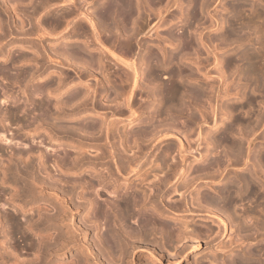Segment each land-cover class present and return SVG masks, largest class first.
Wrapping results in <instances>:
<instances>
[{
  "label": "bare ground",
  "instance_id": "bare-ground-1",
  "mask_svg": "<svg viewBox=\"0 0 264 264\" xmlns=\"http://www.w3.org/2000/svg\"><path fill=\"white\" fill-rule=\"evenodd\" d=\"M86 1L35 0V3L32 1L34 4L30 5V10L28 9V11H25L21 9L23 11L21 12L26 15L24 17H27L26 21L29 25H27L28 27H23L21 23L20 26L17 25L19 27L12 28V26L14 27L15 25L11 26L10 23H7L6 25L1 22L3 18L0 19V22L4 24V26H6L5 29L4 27H0V40L3 39V41H5L10 36V38L6 40L4 45L6 43H13L15 42V40L19 41L23 45H25V42L30 43L28 44V46L30 45V48L35 52V56L33 55L34 58H31L35 60L34 63L36 64V71L39 72L38 74L43 75L44 72H46V75H50L51 73L56 74L57 82H54L55 86L52 88L48 86L51 89L49 88V90H45L44 93L47 91L48 93L46 94L51 95L56 91L59 92L64 89V91L61 93L62 96H59L57 94V99L53 96L55 98V101L53 102L47 96H44L45 100L42 97H38L43 95H40V93L43 90L42 88H44L47 84L42 83L40 85L38 84V86L32 87L34 95L38 97V99L32 98L33 100L27 98V103L31 105L30 111L28 112H31L32 110V112L35 113V116L32 115L33 113H30V115L34 117L32 124H30L31 120H29V124H22L24 118H21L20 113L26 112L24 111L26 106L23 108V110L17 108L18 111L12 112L14 110L12 109V107H17V104L14 103L15 101L13 102L14 106L9 105L10 107H6V110H8V113L6 112V114H13L17 118L15 119L17 122H14L13 120L11 121L17 124L19 123L18 125L20 127L15 125L16 129H13L12 127V129H10L8 125L4 123L5 119H0V264H67L68 262L64 263L63 260L57 257V255L63 254L66 249H72V251L75 250L74 252H72V254L70 253V264H141V262H143V264H148V259L159 263L162 262L161 258H165L166 264H170V262H172L171 264H184L186 259L189 257V252L192 250V248L200 246V241L202 239L200 236L202 233H204V229L201 231L195 226V223L197 222L199 217H203L204 220L207 219L212 223L210 224L208 222L210 225H207L205 227L206 233H204L205 236L203 237L206 238V241H204L205 238L202 240L205 242V248H208L213 255V258L209 259L208 264H264V258L261 259V257L260 259H258L259 257H256L258 256V252H254V249L252 248V250L246 248L248 251H239L235 254H230L226 260L220 259L221 261H217V259L215 258L216 252L223 251V249L227 246H225V244L222 245L221 241L222 238L226 236L228 227L230 229V225L228 224V222H231L235 217L233 216L231 218V216H228L231 213V207L236 205L237 200L240 201L242 198H245V196L242 197L243 194H245L244 192L248 190L254 191L255 188L259 186L255 183V178L258 177L259 174H257L256 176L257 170H255V168L252 171L250 169H248L250 171H248L247 169L245 171H239V169V172H232L233 169H231L232 171L230 172H232V174H227L229 176L227 178L225 177L226 179H224L222 183L219 180L216 181L218 182L217 185L212 184L213 180L204 181V183L201 182L202 184L198 182L199 180L204 179L203 175L206 174L204 171L208 170L209 168L211 169L213 165H218L219 162L222 161H219L221 159L219 158L218 160L217 157H215L217 159L212 158V160L211 158L207 157L204 159L206 160V162L201 163V165L199 166L196 165V167H192L193 164L187 162V158L191 157L192 160H198L199 158L206 157L208 155V151H200L201 149H199L198 145L201 141H195L192 145L193 141L190 143V139L186 141V136L188 135L184 136L182 134L183 138L186 137L185 140H183L182 137H179L175 134L176 132H173L172 128L174 127L177 118H179L184 111V113H186V111L189 112L187 113L191 122L186 121L187 124L188 122L190 124L194 123L195 121H192L193 117H195L196 115L194 116V114L192 113V108H194L195 104L199 105L200 102L197 103V100H200L202 102V100H205L207 95H204V88L202 92V89L197 88L198 86H195V84H191V82H189V79L188 82L182 83V78L184 77L181 76V78L180 75L183 72L182 70L187 68L180 70V67L177 68L178 66L176 65L178 64L180 66V62L183 61L182 57H185V55L183 54L184 56L182 55L181 57V54L183 52L180 54L179 50L175 47L173 48V51H169L170 53L168 51L166 52V50L162 47L163 45L158 47L157 51H152L146 48L147 50H144L143 54L134 56L136 54L135 50L139 49L137 47H141V45L144 43L143 42L140 45V39H142V36L140 39H136L137 35L141 34L140 30L143 27L142 25L145 23L144 18L141 16L142 11L140 13V10H142L140 9L141 4L144 2L148 4L151 0H97V6H93L95 7L94 10H92L93 7L92 9L90 8L91 11H88L89 9L87 10L85 8L86 6H84V3ZM49 2L52 5H48ZM188 3L189 11L187 12L189 19L193 18L194 20L197 19L196 16L200 11H202L204 5L207 6L206 0H188ZM229 4L231 6L230 8H232L233 11L238 12V10H241L246 5V2L236 0V2L234 1L232 5L231 2ZM53 5L56 6L52 8ZM251 10V17L250 15H247L246 18L248 19L247 24L248 22H250V20H252L256 24H258L257 27H259L258 29H260L264 24V17L260 13H257L256 8H253ZM6 13L8 17H11L12 13L9 14V9L8 12L6 11ZM15 13H18V15L20 16L24 15L19 14V12ZM234 13V15L237 14L236 12ZM262 14H264V12ZM2 15L0 14V16ZM12 18L13 17H11V19ZM142 21L144 23L141 25ZM85 22L90 29V31L88 32L89 35H87L88 33L86 34L90 37H88L90 41L87 42H90V45H93V47H89L90 45L87 44V42L85 44L83 43L84 46L72 45V42L71 46L68 43L69 45L65 47H63L65 43H62V48H60L61 46L58 48L59 45L57 46L58 50L53 49L54 45L51 49H47L45 47V42L43 40L67 39V37L70 36L73 30L75 31V29L77 30V28H80V30H84V27L86 26H84ZM11 23H14L13 20L11 21ZM219 23L221 24V22ZM223 23L226 22L223 20ZM252 23L253 22H251V24ZM2 24L1 26H3ZM119 24L122 25L121 28H123V25H126V28L124 27L125 31L127 29V25H130L129 36H125L127 35L125 31H123L125 33V37L122 35L123 32L120 34L122 35L120 36V38L118 33H116L118 34V36H111V33L109 31H112V33L114 34V31L116 32V30L119 29ZM24 25L26 24L24 23ZM11 28L15 31V34H13L12 30L11 33L13 35L9 30ZM250 28L252 29V26ZM107 31L110 35L106 34ZM171 31L173 30H170V32L168 33H171ZM182 33H184L183 35H185V32H180V34ZM76 34L78 35V33ZM173 34H175L173 37L174 39H170V35L166 34L168 36L167 38L170 41L172 39L175 41V39L178 38H175V36H177L176 33ZM183 37L184 38L180 37L176 39L177 47L179 45H182V49L184 47L190 48V46L195 43L189 36V38L187 39H191L192 43H189L190 40H186L185 36ZM88 38L87 40H89ZM84 40H86L85 37ZM133 40L134 42H131ZM3 41L1 40V42ZM189 44L191 45L188 47ZM134 46L136 47V49L134 48ZM193 46L194 45H192L191 48H193ZM179 48H181V46H179ZM92 50H95L96 52L94 53V51L92 52ZM187 50L188 49H186V51ZM140 52L141 51L139 50V53ZM237 54H240V52ZM249 54L250 53H247V51H244L240 55L243 58L245 56V58H247V55ZM19 55L20 54H18V56ZM251 55L252 54H250V56ZM69 56L72 57L70 59L73 60V68H75V65L79 63V58H83L85 64L87 62L86 67L90 70L95 68L92 66V62L96 61L98 64H100L99 66L103 67V69H101V67H97V72L95 70L94 71L98 74L102 73V76L105 79L108 78V74L105 75V70H107L106 65H108L109 67L110 64V69H108L111 70L112 68H114L112 71V76L118 79V88L114 89V85V87L112 86V89L108 88V91L111 90L114 92L113 97L109 100L105 99L106 97H103L105 100H102L103 98L101 96L103 94L105 96V93L107 92L108 85L106 84L108 83V81L104 79H102L101 81V78L97 77H101L100 74L95 75L94 71L92 72L88 69V74L85 73L89 75L88 77L91 76L97 81L94 84H98L101 82L102 92L100 94V91L98 90L101 89H98L94 84H92L94 80L92 82L83 77L87 81H89L87 82L82 78L79 72H82L81 69L86 70V68H84L85 66L82 59H80V61H82L83 63H80H82V66L84 67L80 68V71L78 72L79 74L76 75L77 73H75V70L73 71L76 75L75 78H77V82L83 83L82 81L84 80V83L81 86H78V83L76 81H73L74 77H71V75H69L68 69H66V67L69 65H66L65 67L63 65L64 63H62V61H64L66 64L69 60L67 59V57ZM250 56L249 59H251ZM63 57L67 59V61ZM73 57L76 59L78 58V63H74ZM60 59L63 60L61 61ZM179 59L181 60L180 62ZM228 59L232 61V59ZM137 61L140 62L141 65L142 63L145 64V67L143 69H138ZM176 61L179 63L176 64ZM89 62H91V64ZM73 63L75 65H73ZM227 64L230 63L227 62ZM89 65H91L90 68ZM93 65L97 66V64L95 63ZM256 66L259 67L258 65ZM32 68L33 67H31V69ZM165 69H167V77L164 76V80L168 78L169 82L164 83L168 81L166 79V81L163 80V84L158 81L161 80L162 77L158 80L156 78H159L160 75L162 76V74H160V70L166 71ZM98 70L101 72H98ZM255 70L258 71L259 69ZM23 71H25V69ZM29 71L31 73L30 69ZM32 71H34V69ZM223 71L224 70H222V72ZM108 72L109 74L111 73V71ZM189 72L190 74L187 75L186 73ZM191 73V71L187 70V72H185V75L188 76L187 78H190L192 81V76L190 77ZM219 73L221 74V76L219 75ZM219 73V77H222V73ZM194 74L192 73V75ZM27 76L25 78H29ZM141 77L147 78V80H149L144 81L145 83L148 82L146 87L149 86L148 84L150 83L155 84L150 85L154 87L152 91L150 90L151 93L149 92L150 88H147L146 91V87L144 88L142 85H140V83H142V81L140 80ZM181 79L182 82H179L181 81ZM153 80L158 82L152 83ZM24 81L26 80L24 79ZM159 82L160 84L156 86V84ZM110 83L112 82L110 81ZM20 84L19 87L21 88L22 84ZM50 84L51 83H49V85ZM70 84H73L75 86ZM69 86L72 87L69 88ZM212 86L213 85H211V88ZM23 90L21 92L26 91ZM30 90L28 89L27 91L29 92ZM6 93H9V91L5 92V94ZM111 93L112 92H110V94ZM149 93L151 96H149ZM31 94L33 93L31 92ZM107 94L109 93L107 92ZM143 94H145V98L147 94V96L150 97L149 104L146 108L145 105L142 106V102L144 101V99L142 98ZM1 95L2 94L0 93V96ZM25 95L28 96V94L26 93ZM34 95H30L28 97H34ZM203 96H205V98ZM202 97L203 99L201 100L200 98ZM47 98L48 100H46ZM228 105L226 104L225 107H227ZM231 106L233 107V105H230V107ZM230 107L228 106L227 110H225L228 116L227 118L230 120L228 121L231 127L230 116L232 114H230V111L234 109H232V107L230 109ZM52 108L53 110L51 112ZM195 108L198 109V107ZM228 108L230 109V111L228 110ZM213 112L214 111H212V113ZM90 113H93L94 117L98 116L96 117L98 119L85 120L81 118L82 122H80L81 126L78 128L80 132L78 133H76L78 130L76 132H72V125L71 129L70 127H68L69 129L65 130L67 129L66 126H70V124H66L65 129L63 128L64 126L62 127L60 124H57L56 126L55 124V122H60V120L64 117L70 116L69 118H76L77 120L79 119L77 117ZM144 113L147 114L142 116ZM187 113L185 115H187ZM183 114L182 116H184ZM257 114L262 115V113ZM5 115H2L1 117L4 116L5 118ZM21 115L23 116V114ZM261 115H259L260 118ZM48 116L49 118L54 119V122L51 119L49 120L47 118ZM26 118L28 117L26 116ZM181 118L183 119V117ZM254 118H256V116ZM165 119L167 121L169 120V122H164ZM203 119L207 118H204L203 116ZM203 119L201 117V120ZM224 119H222L219 124L217 123L216 119L213 120L212 126L216 127V129L211 134V137L214 140L218 139V141L222 140L224 142V140L227 139L226 132H228L227 134H229V131H231L226 127V125H228L227 121L226 125H224ZM258 119L257 122L260 121L261 123V120H263L264 118L259 120ZM27 122L25 121V123ZM205 122L206 121L202 123ZM14 123H12V125ZM255 124L257 123L254 122L253 128ZM43 125H46L47 127L45 128L47 129L44 130L43 133L42 130L41 133L37 134V129L43 127ZM195 125L192 126L194 127ZM217 125L220 126L218 127ZM225 127L228 131H226ZM256 127H258V124ZM187 130L189 131V129ZM200 131L198 132V136L201 135L200 133H202ZM251 131H253V129H251ZM34 132H36L37 135L35 134L34 136ZM186 133L188 132H186L185 130V134ZM62 137H68L70 144L68 143L69 145L67 147L69 148V150H63L62 148V151L65 152L63 154L59 152V154L61 153L62 155H59L58 159L55 160V163H51V154L58 151V146L56 145L57 148H54L53 145L60 138L62 139ZM18 138L25 140V142H21L23 144V147H16ZM190 138L193 139V137ZM167 140H170L171 142L167 145L165 144L166 146H164V148L162 149V144ZM237 140L238 142L233 143V148L236 150L235 154L237 155L238 153L240 155L241 148L244 144L240 143L241 141L239 139ZM66 141L67 139L64 142ZM239 143L243 145H240ZM61 146L59 147L61 148ZM231 147H229L230 151L232 149ZM256 150L258 151V149ZM249 152L252 153V151ZM252 154L254 156V153ZM257 156H259V151L256 157ZM168 158H170V161H168ZM242 158L240 159L243 160ZM257 158H260V156ZM233 160L235 161V159ZM236 161L238 162L237 159ZM258 162L260 161L255 162V164ZM243 163L244 162H242V165ZM261 164L264 165V163ZM219 165L218 169L221 170V168H219ZM225 165L226 168L228 164ZM257 166L258 165H256V168ZM214 168H216V166ZM85 170L87 171L84 172L85 174L82 172L84 175L81 174V182L78 183H75L76 181H73V183L71 180L70 181L72 183H69V181L66 180L67 178L63 179L62 176H58L64 173H73L75 175ZM225 170L222 169L221 171ZM52 171L58 173V175L55 174V178L53 176L54 173L52 174ZM194 171H201L202 173H204L200 174L199 172V174L195 176ZM214 172H216V170L213 171V173ZM190 173H192L194 176L191 177ZM213 173L211 177H213ZM186 174H190V177H186ZM80 178L78 179V181H80ZM202 186L206 187L205 191L202 190ZM260 187L258 188L260 189ZM253 191L251 192L252 194ZM254 193H256V191ZM262 196H264V194H262ZM105 197H114V201L112 203H109ZM261 198L262 197H260L259 199ZM261 200H264V198H262ZM146 206H149L150 209L147 210ZM246 207L247 206H245L244 209H246ZM250 208L253 209L254 207ZM260 209L258 212H260ZM226 211H229L230 213ZM253 211V213H255V210ZM262 213L264 214V211ZM244 214L242 213V215ZM244 217L246 218V216ZM170 220L175 221L174 226H170L168 224V221ZM99 223L104 226V233L101 235H98V231L101 227ZM126 225L128 226L126 227ZM200 231L202 232L201 234ZM88 236H90V239H88ZM169 241H173V251L171 252L166 247ZM22 243L23 245H25V248L23 247L24 253L20 251V246L22 245ZM188 247H190L189 250L187 249ZM23 248H21V250H23ZM256 249L258 251L259 248ZM21 252L24 254V256H22ZM254 253H256V256ZM25 254H31L32 256L26 258Z\"/></svg>",
  "mask_w": 264,
  "mask_h": 264
},
{
  "label": "rangeland",
  "instance_id": "rangeland-1",
  "mask_svg": "<svg viewBox=\"0 0 264 264\" xmlns=\"http://www.w3.org/2000/svg\"><path fill=\"white\" fill-rule=\"evenodd\" d=\"M2 1L3 0H0V14L2 15V14H5V15H2V16H0V19H2V23H4V24H6L7 25V23H10L11 24V26L12 25H15L14 27L12 26V28H15V27H19L20 25H21V23H22V25H23V27H28L29 25H28V23H27V17H24V16H26L24 13H22L23 11L22 10H25V11H28V9L30 8L31 9V6L30 5H32V4H34L35 2V0H5V1H3V4H2ZM23 1V2H22ZM30 1V2H29ZM34 3H33V2ZM37 1V0H36ZM86 1V0H85ZM89 1H91V2H89ZM94 1V2H93ZM87 0L86 2H89V3H84V6H86L85 8L88 10V11H91V9H92V7L95 5V6H97V0ZM96 1V2H95ZM175 1H177V2H175ZM207 1V6L206 5H204V8L202 9V11H200L199 12V14L196 16L197 17V21L196 20H194L193 18H190L189 19V16H188V12L187 11H189V3H188V0H151L148 4L146 3V2H144V3H142L141 4V8L140 9H142V10H140V13H141V11H142V13H141V16L144 18V22L146 23H144L143 21H142V23H141V25L143 26L142 27V31L140 30V32H141V34H139V35H137V37H136V39L138 40V38L140 39L141 38V36H142V39H140V45H141V47H137V48H139V49H136V47L134 46V48L136 49H134L135 50V55L134 56H136V55H140V54H143V51L145 50H147V49H149V50H152V51H157L158 50V47H160V46H162L165 50H166V52L168 51H173L174 49V47L176 48V49H178L179 50V52H180V54H181V57H182V55L184 54L185 55V57H186V59H185V57H182V58H180V59H182L183 61H181L180 59H179V62L181 63L180 64V66L177 64V63H179V62H175L177 65L176 66H178L177 68H179L180 70L181 69H184V68H187V69H184V70H182L183 72L181 73V75H180V77L182 76V77H184V78H187L188 76H186L185 75V72H187V70L188 71H191L194 75H192V73H191V75H190V77L192 78V81H191V79L190 78H187V79H184V78H182L183 79V82H182V79H181V81H179V82H182V83H186V82H188V79H189V82H191V84H195V86H198L197 88H199V89H202L201 91L203 92V88L205 89L204 90V95H207L206 96V98H205V96H203L204 98H205V100L203 101L202 99H203V97L202 98H200L201 100H202V102L199 100H197L196 102L197 103H199V105L198 104H195L194 105V108H192V113L194 114V116L195 117H193V121L192 122H194V123H192V124H190L189 122H191L190 121V118L188 117V111H186V113H187V115H185L186 113H182L184 116H182V114H181V116L179 117V118H177V120H176V122H175V125H174V129L172 128V130H173V132L177 135V136H179V137H182L183 138V136H182V134L185 136V135H188V136H186L187 137V139H186V141H188V139H190V141H189V143L190 142H192L193 141V143H192V145L194 144V142L195 141H197V142H199V141H201L200 142V144L198 145L199 146V149H201L200 151L201 152H203L204 150L207 152V156L206 157H203V158H199L198 160H192V158L191 157H188L187 159V162H189V163H191V164H193V166L192 167H196V165L197 166H199V165H201V163H204V162H206V160H204L205 158H211V160H212V158L213 159H217L218 158V160H219V158L221 159V160H219V161H222V162H219V164H221V165H219V168H221V170L223 169V170H225V171H221V170H219L218 169V165H213L212 166V168L210 169H208V170H206V171H204L206 174H204L203 175V180H199L198 182H202V183H204V181H208V180H213L212 181V184L213 185H217V183L218 182H216V181H221V183H222V181L224 180V179H226L230 174H232V172H234V171H238L239 169V171H245L246 169L248 170V169H250L251 171L252 170H254V168H255V170H257V172H256V176H257V174H259V176L258 177H256L255 178V183H256V185L258 184L259 186H257V188H255V190L253 191V190H248V191H246V192H244L245 194H243V196L242 197H244L245 196V198H242L240 201H243V202H240V201H236L237 203H236V205H234V206H232L231 207V209L233 210V207H234V210L232 211L231 209V213L229 212V211H226V212H228V213H230V215H228V216H231V218L233 217V216H235L234 218H233V220L230 222L229 220V222H228V224L230 225V229H229V227H228V229H227V231H226V236H224L223 238H222V241H221V243H222V245L223 244H225V246H226V248H224L223 249V251H217L216 252V255H215V258L217 259V261H219L220 259H222V260H226L228 257H229V255L230 254H235V253H237V252H239V251H248L246 248H248V249H254V252H258L257 253V255L258 256H256V253H254L255 254V256L258 258V259H260L261 257V259H263L264 258V250H263V248H264V214L262 213L264 210V200H261L262 198H264V196H262V194H264V165L263 164H261V163H264V153H263V151H264V73H263V71L264 70H262V69H264V66H262V65H264L263 64V61H264V53H263V51H264V24L262 25V27L260 28V29H258L259 27H257L258 26V24H256L254 21H252V20H250V22H248V24H247V21H248V19H246L247 18V15H250L251 13H252V10L251 9H253V8H256V10H257V13H260L263 17H264V14H262L263 12H264V0H238V1H245L246 2V5L241 9V10H238V12L237 11H233L232 10V8H230L231 6H230V2H231V5H232V3H234V1L236 2V0H226V2H225V0H221V1H219V0H210V1H208V0H206ZM4 2H5V4H4ZM17 2V3H16ZM29 2V3H28ZM228 2V3H227ZM14 3V4H13ZM51 3H53V2H51ZM92 3V4H91ZM222 3H224V4H222ZM7 4V5H6ZM20 4V5H19ZM91 4V5H90ZM176 4H177V6H176ZM205 4H206V2H205ZM226 4V5H225ZM262 4V5H261ZM5 5V6H4ZM10 5V6H9ZM14 5H15V7H14ZM48 5H52V4H50V2L48 3ZM88 5V6H87ZM226 7H225V6ZM253 5V6H252ZM4 6V7H3ZM9 6V7H8ZM11 6H13L14 7V9H13V7H11ZM16 6H18V7H16ZM24 6V7H23ZM54 6H56V5H53L52 6V8H54ZM253 8H252V7ZM2 7V8H1ZM87 7H89V8H87ZM6 8H8L9 9V14L10 13H12L11 14V17H13L12 19H11V17L9 16L8 17V15H7V13H6V11L8 12V9H6ZM91 8V9H90ZM94 8L95 7H93V9L92 10H94ZM230 8V9H229ZM3 9H5V10H3ZM13 11H12V10ZM22 9V10H21ZM27 9V10H26ZM29 9V10H30ZM11 10V11H10ZM22 11V12H21ZM24 11V12H25ZM41 11V10H40ZM260 11V12H259ZM15 12H19V14H24V15H22V16H20V15H18V13H15ZM21 12V13H20ZM234 12H236L237 14L236 15H234L235 13ZM13 14H14V16H13ZM17 14V15H16ZM231 14V15H230ZM241 14V15H240ZM7 15V16H6ZM200 15V16H199ZM252 15V14H251ZM251 15H250V17H251ZM19 16V17H18ZM199 16V17H198ZM223 16V17H222ZM7 17V18H6ZM24 19V21H23V19ZM26 18V19H25ZM7 19V20H6ZM9 19V20H8ZM22 19V20H21ZM192 19H193V21H192ZM227 19V20H226ZM239 19V20H238ZM13 20V24L11 23V21ZM21 20V21H20ZM143 20V19H142ZM223 20L226 22V23H223ZM229 20V21H228ZM233 20H235V21H233ZM244 20V21H243ZM3 21H8V22H3ZM26 21V22H25ZM0 22V23H1ZM16 22V23H15ZM18 22V23H17ZM219 22H221V24L223 25H221ZM229 22H231V23H229ZM239 22V23H238ZM246 22V23H245ZM251 22H253L252 24H251ZM1 23V24H2ZM24 23L26 24V25H24ZM244 23V24H243ZM1 24H0V27H4V29L6 28V26H4V24H2L3 26H1ZM128 24H130V23H128ZM17 25H19V26H17ZM28 25V26H27ZM86 25V22L84 23V26ZM249 25V26H248ZM254 25H256V26H254ZM86 26H87V28H86ZM85 27H84V30H80V28H77V30L75 29V31L73 30V32L70 34V36H68L67 37V39H61V40H53V39H45V40H43L45 43V47L48 49H51L52 48V46H53V49H57V46H58V48L60 47V48H62V43H65L64 44V46L63 47H65V46H68L69 44H70V46H71V43H72V45H81V46H84V44L87 42V41H90V37L89 36H87V35H89V31H90V29H89V27H88V25H86ZM119 29L118 30H116V32L114 31V34L112 33V31H109L110 33H111V36H113V35H116V36H118V34H119V38H120V36H124L125 35V33L123 32V31H125V26L126 25H123V28H121V26L122 25H120L119 24ZM130 25H127V29H126V33H127V35H125V36H129L130 35V27H129ZM222 26V27H221ZM242 26V27H241ZM249 28H247V27ZM252 26V29L250 28ZM220 27V28H219ZM256 27V28H255ZM9 29L10 30V33L12 32V30H13V34H15V31H14V29ZM120 28H121V31H120ZM222 28V29H221ZM123 29V30H122ZM258 29V30H257ZM261 29H263V30H261ZM9 30H8V32H9ZM170 30H173V31H171V33L173 34V33H176L177 34V36H175V38L176 37H178V38H184L183 36H185V39L186 40H188L187 38H191L192 39V41L193 42H195V43H193L192 45H194L193 46V48H191V44H189L188 45V47L190 46V48H186V47H184L183 49H182V45H179V46H181V48H179V46L177 47V43H176V39H178V38H176L175 39V41L173 40L174 38V35L175 34H173V36H172V34L171 33H168V32H170ZM227 30V31H226ZM229 30V31H228ZM256 30H257V33H256ZM262 32H261V31ZM220 31H222V32H220ZM254 31V32H253ZM124 34H123V33ZM180 32H185V35H183L184 33H182V34H180ZM76 33H78V35L76 34ZM81 33H82V35H81ZM88 33V34H87ZM116 33H118V34H116ZM122 33V35H120ZM223 33V34H222ZM235 33V34H234ZM12 34V33H11ZM12 34V35H13ZM75 34V35H74ZM86 36H85V35ZM106 34H109L108 33V31H107V33ZM169 34H171L170 36H169V38L171 39V38H173L171 41L167 38L168 36L167 35ZM189 36H187V35ZM226 34V35H225ZM229 34V35H228ZM232 34V35H231ZM257 34H259V35H257ZM262 34V35H261ZM74 35V36H73ZM110 35V34H109ZM179 35V36H178ZM183 35V36H182ZM231 35V36H230ZM15 36V35H14ZM25 36V35H24ZM24 36H22V37H24ZM124 36V37H125ZM187 36V37H186ZM230 36V37H229ZM262 36V37H261ZM8 37V36H7ZM6 37V38H7ZM19 37V36H18ZM26 37V36H25ZM30 37H32V36H30ZM34 37V36H33ZM71 37H72V39H71ZM84 37L86 38V40H84ZM89 37V38H88ZM245 37H248V38H245ZM5 38V39H6ZM10 38V36L7 38V39H9ZM87 38L89 39V40H87ZM257 38V39H256ZM6 39V40H7ZM122 39H123V37H122ZM135 39V40H136ZM191 39H189L188 41H189V43L191 42L192 43V41H191ZM2 41H3V39H1ZM1 40H0V70L2 71H0V74H2V75H0V93L2 94V95H4L5 94V92H7V91H9V93H6L4 96H0V117L2 116V115H5L6 114V112L8 111V110H6V107L8 108V106L10 105V106H14L13 105V102L15 103V104H17V107L15 108H13L12 107V109H14L12 112H15V111H18V109L17 108H20L21 110H23V108L25 107V110L24 111H26L25 113L23 112V113H20V116H21V118H24V121H23V123L22 124H29L30 122V124H32V121H33V119H34V117L33 116H35V113H33L32 112V110H31V112H28V111H30V107H31V105H29L28 103H27V98H30V99H32V98H34V99H38V97H42L44 100H45V97L47 96L48 98H50L51 99V101H55V98L57 99V96L59 95V96H62V92L64 91V89H62L61 91H56V92H54L53 94H46V93H48L47 91L44 93V91L45 90H49V88L51 87H54L55 85V83L54 82H57V77H56V74H50L51 75V77H50V75H46V72H44L43 73V75L41 74V75H39L38 73L39 72H37L36 71V64L34 63L35 62V60L33 59L34 58V54H35V52H34V50H32L31 48H30V45L28 46V44H30V43H27V42H25L24 44L25 45H27V46H25V45H23V44H21L19 41H16L15 40V42H13V43H10V44H8V43H6L5 45H4V43L6 42V40L5 41H3V42H1ZM46 40H47V42H46ZM168 40V41H167ZM243 40H245V41H243ZM258 40V41H257ZM142 41V42H141ZM131 42H134V40L133 41H131ZM172 44H171V43ZM174 42V43H173ZM3 43V44H2ZM27 43V44H26ZM67 43V44H66ZM69 43V44H68ZM84 43V44H83ZM176 43V44H175ZM2 44V45H1ZM83 44V45H82ZM87 44H89L90 45V42H87ZM21 45V46H20ZM88 45V46H89ZM4 46V47H3ZM51 46V47H50ZM93 47V45H90L89 47ZM16 47V48H15ZM20 47V48H19ZM29 47V48H28ZM161 47V48H162ZM249 49V51H248V49ZM261 47V48H260ZM147 48V49H146ZM244 48V49H243ZM245 48H246V50H245ZM255 48V49H254ZM257 48V49H256ZM7 49V50H6ZM181 49V50H180ZM186 49H188L187 51H186ZM243 49V50H242ZM263 49V50H262ZM4 50H5V52H4ZM58 50V49H57ZM139 50L141 51L140 53H139ZM183 50V51H182ZM241 50V51H240ZM251 50H252V52L254 53H252L251 52ZM18 51V52H17ZM94 51V53L96 52L95 50H92V52ZM244 51H247V53H250V54H252L251 56H250V54L249 55H247V58H243V57H241V55L240 54H242ZM3 52V53H2ZM27 52V53H26ZM169 52V53H170ZM186 52V53H185ZM240 52V54H237V53H239ZM14 55H13V54ZM18 54H20L19 56H18ZM21 54H22V56H21ZM25 54V55H24ZM179 54V55H180ZM16 55V56H15ZM34 55V56H33ZM96 55V54H95ZM183 55V56H184ZM215 55V56H214ZM235 55H238V56H235ZM239 55H240V57H239ZM256 55V56H255ZM5 56V57H4ZM21 56V57H20ZM27 56V57H26ZM249 56H250V58L251 59H249ZM254 56H255V58H254ZM258 56V57H257ZM8 57V58H7ZM11 57V58H10ZM15 57V58H14ZM26 57V58H25ZM31 57H33V58H31ZM217 57V58H216ZM239 57V58H238ZM261 57V58H260ZM6 58V59H5ZM13 58V59H12ZM18 58V59H17ZM20 58V59H19ZM21 58H22V60H21ZM28 58V59H27ZM64 58V57H63ZM70 58H72V57H67V59H69L68 61H67V59H65L66 61H67V63L65 64V62L64 61H62L63 59H60L61 61H62V63H64L63 65L66 67V65H69V66H67L66 67V69H68V71H69V75H71V77H76V75H78L79 73H80V75L82 76V78L83 77H85V78H87V80H89V81H92L93 82V80H94V82L92 83V84H94L95 82H97L93 77H88L89 75H87L88 73H87V67H86V64H87V62H86V64H85V61H83V58H79V63H78V61H77V59L76 58H74L73 57V59H74V63L76 64V63H78V64H74L73 63V65H75L76 67L77 66H79V67H75V68H73L74 66H72V61L73 60H71ZM228 58H230V59H232V61H230ZM259 58V59H258ZM12 59V60H11ZM32 59V60H31ZM80 59H82V61L84 62V66H82L83 64V62L82 61H80ZM219 59V60H218ZM227 60V62L228 63H230V64H227V62H226V60ZM15 60H16V62H15ZM26 60V61H25ZM34 60V61H33ZM220 60H221V62H220ZM225 60V61H224ZM257 60V61H256ZM263 60V61H262ZM13 63H12V62ZM19 61V62H18ZM70 61H71V63H70ZM76 61V62H75ZM139 61V60H138ZM137 61V67H138V69H143L144 67H145V64H143L142 63V65H141V63L140 62H138ZM261 61V62H260ZM80 62H82V63H80ZM95 64H97V66L95 65H93L94 63ZM92 62V66L93 67H95V68H93V67H91V68H93V69H88L89 71H96L97 69V67L99 68V67H101V66H99L100 64H98L96 61H93ZM219 62V63H218ZM224 62V63H223ZM226 62V63H225ZM232 62V63H231ZM70 63V64H69ZM90 64H91V62H89ZM139 63V64H138ZM184 63V64H183ZM260 63V64H259ZM6 64V65H5ZM81 64V65H80ZM104 64H106V63H104ZM107 64H109V63H107ZM34 65H35V67H34ZM139 65V66H138ZM183 65H185V66H183ZM221 65H223V66H221ZM256 65H258L259 67H257ZM6 66V67H5ZM16 66V67H15ZM88 66V65H87ZM90 66L91 65H89V68H90ZM110 64H109V67H108V65H106V69L108 70V71H111V73L109 74V72L107 71V70H105L106 72V74L105 75H107L108 74V78L107 79H105L103 76H102V73H99L100 75H101V77L100 76H97L98 78H101L100 80L102 81V79H104V80H106V81H108V83L106 84V85H108L107 86V92L109 93V94H107V92L105 93V96H104V94L101 96L102 98L103 97H106L105 99H111L112 97H113V94H114V92L113 91H108L109 89H112V86L114 87V89L115 88H118V79L116 78V77H114V76H112L113 74H112V71H113V69L114 68H112L111 70H109L110 69ZM174 66H175V64H174ZM253 68H252V67ZM31 67H33L32 69H31ZM70 67H72V68H70ZM86 68V70L85 69H81V71L82 72H79L80 71V68ZM172 67H173V64H172ZM222 67H223V69H222ZM79 68V69H78ZM109 68V69H108ZM239 68V69H238ZM247 68V69H246ZM259 69L258 71H256L255 69ZM10 69V70H9ZM21 69H25V71H23V70H21ZM29 69L31 70V73H30V71H29ZM34 69V71H32ZM101 69H103V67H101ZM189 69H191V70H189ZM239 71H238V70ZM241 69V70H240ZM243 69V70H242ZM17 70V71H16ZM18 70H20V71H18ZM75 70V73H77L76 75H75V73L73 72ZM77 70V71H76ZM84 70H85V72H84ZM166 71H164V70H160V74H162V76L160 75L159 76V78H156L157 80L158 79H160L161 77V80H158V81H160L161 83H163L164 81H166V79L168 80V78H166L165 80H164V76H166L167 77V69H165ZM222 70H224L225 71V73H224V71L222 72ZM28 73H27V72ZM94 71V72H95ZM162 71H163V73L165 74H163L162 73ZM252 71V72H251ZM262 71V72H261ZM26 74H25V73ZM73 72V73H72ZM79 72V73H78ZM97 72V71H96ZM94 73L95 75L96 74H98V73ZM98 72H101V71H99L98 70ZM208 72V73H207ZM219 72H221L222 73V77H219V75L221 76V74L219 73ZM249 72H251V73H249ZM256 72V73H255ZM261 72V73H260ZM7 73V74H6ZM29 73H30V75H29ZM36 73V74H35ZM85 73H87V74H85ZM218 73H219V75H218ZM9 74H10V76H9ZM27 74H28V76H27ZM98 74V75H99ZM186 76H184V75ZM187 75H189L190 74V72L189 73H186ZM246 74V75H245ZM262 74V75H261ZM8 75V76H7ZM12 75H13V77H14V79H15V81H14V79H13V77H12ZM32 75H33V77H32ZM45 75V76H44ZM75 75V76H74ZM109 75H111V76H109ZM245 75V76H244ZM254 75H255V77H254ZM6 76V77H5ZM22 76V77H21ZM29 77V78H25V77ZM32 78H31V77ZM206 76H208V77H206ZM248 76V77H247ZM10 77H12V78H10ZM16 77H17V79H16ZM22 79H21V78ZM24 77V78H23ZM35 77V78H34ZM48 77V78H47ZM56 77V78H55ZM107 77V76H106ZM110 77V78H109ZM142 77H145V76H142ZM141 77V78H142ZM205 77V78H204ZM5 78H7V79H5ZM45 78V79H44ZM73 78V81H76L77 80V78H75L74 79ZM85 78H83L84 80H86ZM93 78V79H92ZM112 78V79H111ZM140 78V80L142 81V83H140V85H142L144 88L146 87V85H147V83L148 82H144V81H149V80H147V78H142L141 79ZM194 78V79H193ZM11 79V80H10ZM13 79V80H12ZM24 79L26 80V81H24ZM55 79H56V81H55ZM82 79V80H83ZM155 79V80H156ZM257 79V80H256ZM19 80H20V83L23 85H21L20 83H19ZM84 80L82 81L83 83H84ZM86 80V81H87ZM99 80V81H100ZM112 82V83H110V81ZM139 80V81H140ZM164 80V81H163ZM187 80V81H186ZM8 81H10V82H8ZM13 83H12V82ZM46 81V82H45ZM49 81V82H48ZM89 81H87V82H89ZM115 81V82H114ZM158 81H152V83H155V82H158ZM18 82V83H17ZM48 82V83H47ZM77 82V81H76ZM117 82V83H116ZM160 82L159 83H157L156 84V86L158 85V84H160ZM167 82H169V80L168 81H166V82H164V83H167ZM42 83H45V84H47L45 87L46 88H48V89H46L45 87L44 88H42L43 90L41 91V93H40V95H42V96H35L34 95V91H32V87H35V86H38V84L40 85V84H42ZM49 83H51L50 85H49ZM71 83V82H70ZM78 83V86H81L83 83H81V82H77ZM145 83V84H144ZM150 83V82H149ZM163 83V84H164ZM19 84L21 85V88L19 87ZM80 84V85H79ZM67 85H69V84H67ZM70 85H73V84H70ZM98 89H101V82L100 83H98V84H94ZM149 86L150 85H155V84H148ZM211 85H213L212 86V88H211ZM25 86V87H24ZM48 86H50V87H48ZM73 86H75V85H73ZM147 86L146 88H145V90L147 91V88H150L149 89V92H150V90L152 91L153 89H154V87H152V86ZM155 86V87H156ZM202 87V88H200V87ZM5 87H7V88H5ZM72 86H69V88H71ZM111 87V88H110ZM152 87V88H151ZM25 88V89H24ZM30 88H31V90H30ZM50 88V89H51ZM109 88V89H108ZM225 88V89H224ZM4 89H6V90H4ZM9 89V90H8ZM26 90V91H24V90ZM30 90L29 92L27 91V90ZM113 89V90H114ZM218 89V90H217ZM222 89V90H221ZM24 91L26 94H28V96H30V95H34V97H28V96H26L25 95V93L24 92H21V91ZM212 90V91H211ZM39 91V92H40ZM98 91H100L99 92V94L102 92V89L101 90H98ZM207 91V92H206ZM220 91V92H219ZM31 92L33 93V94H31ZM38 92V93H39ZM110 92H112L111 94H110ZM4 93V94H3ZM22 93H24V94H22ZM30 93V94H29ZM151 93V92H150ZM150 93H149V96H151L150 95ZM220 93V94H219ZM226 93V94H225ZM8 94V95H7ZM58 94V95H57ZM210 96H209V95ZM244 94V95H243ZM7 95V96H6ZM11 95V96H10ZM16 95V96H15ZM26 97H25V96ZM148 95V94H147ZM146 95V98H145V94H143L142 95V98L144 99V101L142 102V106L143 105H145V108L147 107V105L149 104V100H150V97L149 96H147ZM218 95V96H217ZM226 95V96H225ZM45 96V97H44ZM55 98H54V97ZM111 96V97H110ZM245 96V97H244ZM2 97H4V98H6V99H4V98H2ZM17 97V98H16ZM25 97V98H24ZM54 99H53V98ZM100 97V96H99ZM108 97V98H107ZM110 97V98H109ZM208 97V98H207ZM13 99V100H10V99ZM48 98L46 99V100H48ZM249 98V99H248ZM4 99V100H3ZM9 99V100H8ZM15 99V100H14ZM18 99V100H17ZM104 98L102 99V100H105ZM147 100V102H146V100ZM33 100V99H32ZM209 100V101H208ZM26 101V102H25ZM4 102V103H3ZM8 104V105H6V104ZM26 105H25V104ZM231 103V104H230ZM244 103V104H243ZM24 104V105H23ZM27 104H28V106H27ZM214 104V105H213ZM226 104L230 107V105H233V107H232V109H234V110H231L230 111V109H231V107H230V109L228 108V110L231 112L230 114H232L230 117H231V122H230V124H231V127H230V125H229V119L227 118L228 116H227V114H226V110H227V107H225L226 106ZM23 105V106H22ZM196 105H198V106H196ZM203 105V106H202ZM9 106V107H10ZM16 106V105H15ZM18 106H20V107H18ZM219 106H221V107H219ZM195 107H198V109H196ZM212 107V108H211ZM217 107H219V108H217ZM202 108H203V110H202ZM214 108V109H213ZM224 108V109H223ZM4 109V110H3ZM16 109V110H15ZM19 109V110H20ZM27 109H29V110H27ZM194 109V110H193ZM196 109V110H195ZM207 109V110H206ZM221 109V110H220ZM226 109V110H225ZM2 110V111H1ZM52 110H53V108L51 109V112H52ZM211 110V111H210ZM212 111H214L213 113H212ZM147 112V111H146ZM199 112V113H198ZM233 112V113H232ZM248 112V113H247ZM8 113V112H7ZM27 113V114H26ZM30 113H33L32 115L33 116H31L30 115ZM198 113V114H197ZM215 113V114H214ZM257 113H262V115L261 114H257ZM21 114H23V116L21 115ZM30 116H29V115ZM147 113H144L142 116H144V115H146ZM257 114V115H256ZM9 114H6L5 115V118H4V116L3 117H1L0 119H5V124L6 125H8V127L10 128V129H14L16 126H19L17 123H14L16 120L15 119H17L13 114H10L9 116H8ZM11 115H12V117H11ZM198 115V116H197ZM259 115H261V118H260V116ZM7 116V117H6ZM25 116V117H24ZM26 116L28 117V118H26ZM67 116H69V115H67ZM85 118H84V117ZM83 116H80V117H77V118H79V119H77L76 120V118L74 119V118H69V117H64V118H62L61 120H60V122H55V124H56V126H57V124L59 125H61L64 129H65V125L66 124H70V126H66L67 127V129H65V130H68L69 128L68 127H70V129H71V127H72V132L73 131H77L76 133H78V132H80L79 131V127L81 126V123L80 122H82L81 121V118L82 119H85V120H89V119H94V120H97L98 118H96V117H98V116H95L94 117V115H93V113H90V114H85V115H83ZM188 117V118H186V117ZM203 116H204V118H207V119H203ZM256 116V118L258 119H263V120H261V123H260V121H258L257 122V119L256 118H254ZM259 116V117H258ZM15 117V118H14ZM33 117V118H32ZM92 117V118H91ZM181 117H183V119L181 118ZM201 117H202V119L203 120H201ZM234 119H233V118ZM7 118V119H6ZM9 118H10V120H9ZM32 118V119H31ZM49 120L51 119V120H53V122H54V119H52V118H49V116L47 117ZM185 118V119H184ZM198 120H197V119ZM225 118V119H224ZM25 119H27V120H25ZM68 119V120H67ZM179 119V120H178ZM187 119V120H186ZM214 119H216L217 120V123L219 124V122L222 120V119H224L223 120V123L225 122V124L224 125H226V121H227V123H228V125H226V127L227 128H229L228 130H231V131H229L230 133L229 134H227L228 132H226V137H227V142H226V140H224V142L222 141H218V139H213L211 136V134L214 132V130L216 129V127H214V126H212V124H213V120ZM234 121H233V120ZM236 119V120H235ZM254 119V120H253ZM256 119V120H255ZM258 119V120H259ZM7 120V121H6ZM11 120H13V121H11ZM29 120H31L30 122H29ZM69 120H71V121H69ZM79 120V121H78ZM197 120V121H196ZM229 120V121H228ZM25 121L27 122V123H25ZM73 121V122H72ZM76 121V122H75ZM167 120L165 119V121L164 122H166ZM186 121H189L188 122V124H187V122ZM204 121H206L205 123H202V122H204ZM251 121H252V123H251ZM17 122V121H16ZM79 122V123H78ZM167 122H169V120L167 121ZM186 122V123H185ZM198 122V123H197ZM199 122H201V123H199ZM247 122H248V124H247ZM254 122L255 123H257L258 124V127H256L257 126V124H255L254 125V128H253V124H254ZM12 123H14L13 125H12ZM21 123V122H20ZM177 123V124H176ZM250 123V124H249ZM62 124H64V125H62ZM196 124V125H195ZM16 125V126H15ZM72 125V126H71ZM182 125H184V126H182ZM190 125V126H189ZM192 125H195L194 127L192 126ZM248 127H247V126ZM176 126V127H175ZM188 126V127H187ZM218 127L220 126V125H217ZM12 127V128H11ZM20 127V126H19ZM45 127H47L46 125H43V127H41V128H39V129H37V134H39V133H41V131H42V133L44 132V130H46L47 128H45ZM198 127V128H197ZM226 127H225V129H226ZM18 128V127H17ZM75 128H77V129H75ZM16 129V128H15ZM73 129H75V130H73ZM187 129H189V131L187 130ZM250 129V130H249ZM251 129H253V131H251ZM257 129V130H256ZM39 130H40V132H39ZM127 130V129H126ZM129 130V129H128ZM185 130H186V132H188V133H186L185 134ZM193 130V131H192ZM201 130V131H200ZM227 129H226V131H228ZM255 130V131H254ZM202 132V133H200L201 135H199L198 136V132ZM249 131V132H248ZM36 132H34L33 133V135L35 136V134H36ZM253 132V133H252ZM252 133V134H251ZM36 134V135H37ZM250 134V135H249ZM201 136V137H200ZM203 136V137H202ZM236 136V137H235ZM186 137H184L183 138V140H185V138ZM190 137H193V139L192 138H190ZM23 138V137H22ZM64 138V139H63ZM194 138H195V140H194ZM208 138V139H207ZM211 138V139H210ZM67 139V141L66 142H64L65 140ZM197 139V140H196ZM201 139V140H200ZM230 139V140H229ZM232 139H234V140H232ZM237 139H239L241 142L240 143H243V144H240V145H243V147L241 148V156L237 153V155L235 154L236 153V150L233 148L234 146H233V143H236V142H238V140ZM213 143H211L210 141ZM214 142H213V141ZM250 140V141H249ZM59 141V142H58ZM57 142H55V143H57V144H55L54 143V145H53V147L54 148H57V146H58V153L57 152H55V153H53V154H51V163H55V160L56 159H58V157H59V155L62 153H64L65 151H62V148H63V150L65 149V150H69V148L67 147L69 144H70V141L68 140V137H62V139L60 138L59 140H58ZM168 141V142H167ZM167 141H165V143H163L162 144V149L164 148V146H166L167 144H169L171 141L170 140H167ZM243 141V142H242ZM21 142H25V140H23V139H21V138H18V140H17V144H16V147H23V144L21 143ZM62 144H61V143ZM167 142V143H166ZM205 142V143H204ZM207 142H210V143H207ZM69 143V144H68ZM217 143V144H216ZM226 145H225V144ZM232 145H231V144ZM60 144V145H59ZM166 144V145H165ZM57 145V146H56ZM62 145V146H61ZM64 145H65V148H64ZM191 145V144H190ZM59 146H61V148L59 147ZM232 146V147H231ZM262 146V147H261ZM208 147V148H207ZM229 147H231L232 149H231V151H233V152H231L230 151V148ZM259 147V148H258ZM208 150H207V149ZM249 148V149H248ZM60 149H61V151H60ZM235 151H234V150ZM242 149H243V151H242ZM245 149V150H244ZM256 149H258V151H259V156H260V158H257V157H259V156H257L256 157V155H257V153H258V151L256 150ZM210 150V151H209ZM252 151V153H254V156H253V154L252 153H250L249 151ZM255 150V151H254ZM204 151V152H205ZM230 151V152H229ZM59 152H61L60 154H59ZM210 152V153H209ZM247 152H248V154H247ZM262 152V153H261ZM228 153H232L231 155L230 154H228ZM255 153H256V155H255ZM54 154H57V155H54ZM61 154V155H62ZM233 154H234V156H233ZM242 154H243V158H242ZM261 154V155H260ZM229 155V156H228ZM252 157H251V156ZM227 156V157H226ZM240 156V157H239ZM244 156H245V158H244ZM250 156V157H249ZM215 157H217V158H215ZM229 157V158H228ZM235 157V158H234ZM256 157V158H255ZM191 158V159H190ZM240 158H242L243 160H241ZM258 159V160H255V159ZM170 158H168V161H170L169 160ZM229 159V160H228ZM233 159H235V161L233 160ZM236 159L238 160V162L236 161ZM262 161H261V160ZM208 160V159H207ZM193 163H192V162ZM257 161H260V162H258V163H256L255 164V162H257ZM236 162V163H235ZM242 162H244L243 163V165H242ZM225 164H228V166L225 168ZM260 164V165H259ZM256 165H258L257 166V168H256ZM263 165V166H262ZM216 166V168H214ZM222 166H223V168H222ZM245 166V167H244ZM254 166V167H253ZM261 166H262V168H261ZM258 167H260V168H258ZM231 169H233V171L231 170ZM236 169V170H235ZM243 169V170H242ZM216 170V172H214L213 173V171H215ZM250 170H248V171H250ZM87 170H85V171H81V172H79V174H73V173H64V174H62V175H58V173H56V172H54V171H52V174H53V176H54V178H55V176L56 175H58L59 177H61L62 176V178L63 179H65V178H67L66 180L67 181H69V183H72L73 181L75 182V183H78V182H81V178H80V176H81V174L82 175H84L85 173L84 172H86ZM209 171V172H208ZM228 171H229V173H228ZM230 171H232V172H230ZM238 171V172H239ZM84 174H83V173ZM195 173V176H197L198 174H199V172H200V174H203L201 171H194ZM210 172H211V174H210ZM220 172V173H219ZM222 172V173H221ZM193 173V172H192ZM192 173H190V174H186L187 176L186 177H188L189 175L192 177V176H194ZM209 173V174H208ZM212 173H213V177H211L212 176ZM56 174V175H55ZM222 174V175H221ZM227 174H229V175H227ZM215 175V176H214ZM53 176H52V178H53ZM58 176H57V178H58ZM63 176H65V177H63ZM189 176V177H190ZM207 176V177H206ZM222 178H221V177ZM215 177V178H214ZM218 177V178H217ZM226 177V178H225ZM68 178H69V180H68ZM80 178V181H78V179ZM220 179H222V180H220ZM72 182H71V181ZM260 181V182H259ZM73 182V183H74ZM260 184H259V183ZM201 183V184H202ZM200 184V185H201ZM260 186H262V187H260ZM203 188H202V190H204L205 191V186H202ZM258 187H260V189L258 188ZM199 191H201V190H199ZM250 191V192H249ZM253 191V194L251 193ZM256 191V193H254ZM261 192V193H258V192ZM263 191V192H262ZM247 193H249V194H247ZM251 193V194H250ZM255 194H257V195H255ZM261 194V195H260ZM258 196H259V198L260 197H262L261 199H259L258 198ZM254 197V198H253ZM257 199H256V198ZM106 199H107V201L109 202V203H112L114 200V197H105ZM241 204H240V203ZM240 205H239V204ZM259 203V204H258ZM245 206H247L246 207V209H244L245 208ZM258 206V207H257ZM250 207H254L253 209L252 208H250ZM260 207H261V209H260ZM263 207V208H262ZM250 210H249V209ZM146 209L147 210H149L150 209V207L149 206H146ZM242 209H243V211H242ZM251 209H252V212H251ZM259 209H260V212L262 213H260V212H258L259 211ZM246 210H248V211H246ZM253 210H255V213H253L254 211ZM263 210V211H262ZM225 212V213H226ZM234 212V213H233ZM247 212V213H246ZM259 214H258V213ZM242 213L244 214V215H242ZM252 213V214H251ZM91 214V213H90ZM232 214V215H231ZM235 214H237V215H239V216H237V215H235ZM248 214V215H247ZM258 214V215H257ZM261 214V215H260ZM253 215H254V217H253ZM237 216V217H236ZM244 216H246V218L244 217ZM249 216V217H248ZM242 217V218H241ZM255 217H257V218H255ZM259 217H260V219H259ZM198 219V218H197ZM202 219V220H201ZM236 219H237V221H236ZM239 219V220H238ZM241 220V221H240ZM205 221V222H204ZM175 221H173V220H170V221H168V224L170 225V226H174L175 225V223H174ZM209 221L207 220V219H205L204 220V218L203 217H199V219L197 220V222L196 223H199V224H196L195 223V226H196V228H199L201 231L203 230L204 231V233H206V230H205V227L207 226V225H210V224H212L211 222H209ZM234 222V223H233ZM239 224H238V223ZM242 222V223H241ZM233 223V224H232ZM237 223V224H236ZM236 224V225H235ZM240 224H241V226H240ZM99 225H101V227H100V229H99V231H98V235H101V234H103L104 233V226L101 224V223H99ZM202 225V226H201ZM239 226V228H240V230H239V228H238V226ZM128 225H126V227H127ZM199 226V227H198ZM130 229V228H129ZM242 229V230H241ZM200 231V234L202 233ZM99 232H100V234H99ZM204 233H202L201 234V241H200V246H198V247H195V248H192V250L189 252L190 254H189V257L186 259V261L184 262V264H208V261H209V259H212L213 258V255H212V252H210V250L207 248H205V242L204 241H206V238L205 237H203V236H205L204 235ZM90 236H88V239H90L89 238ZM205 238V239H204ZM172 239V238H171ZM204 239V241H202ZM233 242V243H232ZM229 243H230V246H229ZM232 243V244H231ZM172 244H173V241H169L168 243H167V245H166V247L170 250V252L171 251H173V247H172ZM238 246V247H237ZM25 248V245H23V243H22V245L20 246V251H22L23 253H24V248ZM259 248L258 249V251H257V249L256 248ZM21 248H23V250H21ZM262 248V249H261ZM188 250L190 249V247H188L187 248ZM246 249V250H245ZM251 249V250H252ZM70 250V251H69ZM75 251V250H74ZM74 251H72V249H66V251H64L63 252V254H59V255H57V257H59L61 260H63V262L64 263H66V262H68L67 264H70L69 262H71V260H70V255L72 254V252H74ZM21 252V254H22V256H24V254ZM68 252H69V255H68ZM260 252V253H259ZM71 253V254H70ZM143 253H146V252H143ZM20 254V255H21ZM262 255V256H260V255ZM30 255V256H29ZM21 256V257H22ZM32 255L31 254H25V257L26 258H28V257H31ZM24 258V257H23ZM161 260H162V262H159V263H157L156 261H153V260H150V259H148V264H166V260H165V258H161ZM264 260V259H263ZM221 261V260H220ZM264 262V261H263ZM172 262H170V264H171ZM220 263V262H219ZM141 264H143V262H141Z\"/></svg>",
  "mask_w": 264,
  "mask_h": 264
}]
</instances>
